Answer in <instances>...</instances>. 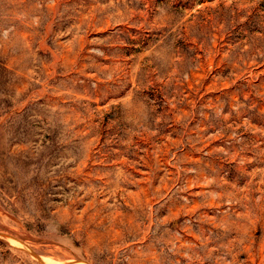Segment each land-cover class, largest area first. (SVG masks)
I'll list each match as a JSON object with an SVG mask.
<instances>
[{"label": "rangeland", "instance_id": "1", "mask_svg": "<svg viewBox=\"0 0 264 264\" xmlns=\"http://www.w3.org/2000/svg\"><path fill=\"white\" fill-rule=\"evenodd\" d=\"M0 264H264V0H0Z\"/></svg>", "mask_w": 264, "mask_h": 264}, {"label": "bare ground", "instance_id": "2", "mask_svg": "<svg viewBox=\"0 0 264 264\" xmlns=\"http://www.w3.org/2000/svg\"><path fill=\"white\" fill-rule=\"evenodd\" d=\"M43 260H44V262H47V263H49V262H50V261H49L48 259H46V258H45V259H43Z\"/></svg>", "mask_w": 264, "mask_h": 264}]
</instances>
